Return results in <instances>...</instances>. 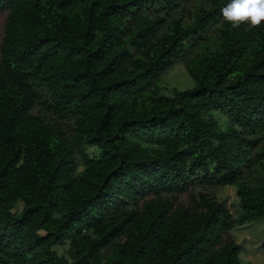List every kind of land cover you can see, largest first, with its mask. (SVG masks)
Wrapping results in <instances>:
<instances>
[{
	"label": "trees",
	"instance_id": "obj_1",
	"mask_svg": "<svg viewBox=\"0 0 264 264\" xmlns=\"http://www.w3.org/2000/svg\"><path fill=\"white\" fill-rule=\"evenodd\" d=\"M228 2L0 0V264H241L230 229L264 217V24L233 27ZM175 61L193 83L163 95Z\"/></svg>",
	"mask_w": 264,
	"mask_h": 264
},
{
	"label": "rangeland",
	"instance_id": "obj_2",
	"mask_svg": "<svg viewBox=\"0 0 264 264\" xmlns=\"http://www.w3.org/2000/svg\"><path fill=\"white\" fill-rule=\"evenodd\" d=\"M4 11H0V34L1 23L4 18ZM198 46H191L190 50H196ZM157 83L160 86V92L163 95L171 96L174 89H183L192 85V79L186 72L182 62L175 61L169 67H167L157 78ZM36 109L45 116L49 115L47 109L43 105H38ZM212 116L217 122V126L224 127L229 125V120L225 114L219 110H213ZM67 122V120H65ZM64 127H68L67 123H62ZM85 151L88 155L95 152V146L88 145L85 147ZM75 160L77 163V169L82 168V161L80 155L75 153ZM208 191L220 202V204L226 208L233 216L237 212L238 197L235 193L234 184H225L208 188ZM180 200H186L184 194L178 196ZM22 207V202L16 200L11 208L12 211L18 212ZM230 234L237 245V255L241 264H264V253L261 248V241L264 239V217L257 220L234 224L230 229ZM57 254L70 258V250L67 245V241L61 244L51 245ZM101 264V263H100Z\"/></svg>",
	"mask_w": 264,
	"mask_h": 264
},
{
	"label": "clouds",
	"instance_id": "obj_3",
	"mask_svg": "<svg viewBox=\"0 0 264 264\" xmlns=\"http://www.w3.org/2000/svg\"><path fill=\"white\" fill-rule=\"evenodd\" d=\"M221 13L224 21L233 27L258 28L264 24V0H229Z\"/></svg>",
	"mask_w": 264,
	"mask_h": 264
}]
</instances>
